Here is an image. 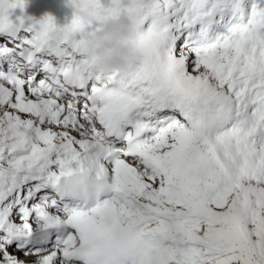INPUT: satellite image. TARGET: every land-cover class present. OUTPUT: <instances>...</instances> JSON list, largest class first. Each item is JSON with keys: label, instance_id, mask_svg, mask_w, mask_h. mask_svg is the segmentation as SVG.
Segmentation results:
<instances>
[{"label": "snow or ice", "instance_id": "1", "mask_svg": "<svg viewBox=\"0 0 264 264\" xmlns=\"http://www.w3.org/2000/svg\"><path fill=\"white\" fill-rule=\"evenodd\" d=\"M27 2L0 0V264H264V0ZM133 12L137 71L98 72L86 37Z\"/></svg>", "mask_w": 264, "mask_h": 264}, {"label": "clouds", "instance_id": "2", "mask_svg": "<svg viewBox=\"0 0 264 264\" xmlns=\"http://www.w3.org/2000/svg\"><path fill=\"white\" fill-rule=\"evenodd\" d=\"M100 3L105 9L113 7V0H100ZM120 3L124 8L135 6V0H120ZM140 26L139 16L133 12L109 21L86 37L98 72L132 75L137 71L141 59L138 51Z\"/></svg>", "mask_w": 264, "mask_h": 264}]
</instances>
